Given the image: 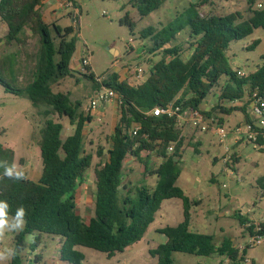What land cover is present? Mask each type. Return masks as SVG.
<instances>
[{
  "label": "trees",
  "instance_id": "16d2710c",
  "mask_svg": "<svg viewBox=\"0 0 264 264\" xmlns=\"http://www.w3.org/2000/svg\"><path fill=\"white\" fill-rule=\"evenodd\" d=\"M209 1L200 0V5ZM258 1L246 0L251 14L247 19L240 12L204 16L194 2L162 29L147 27L141 31L142 39H151L149 53L161 57L139 85L120 81L115 73L102 82L118 94L120 118L110 136L108 159L95 169L94 214L86 222L77 213L76 196L92 165V156L84 150L85 127L92 122V117L81 111V102H73L68 94L55 93L52 88L73 73L71 62L78 38L75 28H62L56 22L47 24L41 12L44 0H0V20L8 29L7 35L0 38V44L19 48L27 45V29L39 42L36 52L29 57L31 64L24 68L26 85L20 84L19 48L0 58V85L8 93L26 97L39 114L47 118L41 129L43 168L39 180L28 177L22 181L0 180V200L10 205V215L20 206L27 210V225L15 237V255L10 264H32L30 260L27 263L22 254L26 249V236L34 233L60 237V259L68 264H84L85 255L77 247L108 255L123 253L143 239L162 203L170 199L182 201L183 221L158 231L166 241L150 250L152 257H157V264H173L172 256L178 252L226 257L229 264L243 263L247 249L240 251L229 238L218 245L214 235L190 229L191 207L197 202L177 186L182 172L179 162L183 147L177 113L187 109L201 111L203 101L225 77L218 104L201 113L211 117L241 111L245 121H251L247 110L249 98L256 90L264 97V57L254 72L239 75L242 70L232 69L227 50L232 42L249 37L257 29L264 30V7L258 8ZM162 3V0H131L141 17L158 10ZM121 23L134 29L128 12ZM181 33L188 36L186 55L177 42ZM258 43L254 42L250 49H255ZM84 77L93 82L96 90L101 87L93 75ZM239 102L244 106L238 107ZM168 105L180 111L173 116L151 113L155 108L166 109ZM55 115L67 118L74 126L73 133L65 139L62 138L64 125L50 118ZM133 125L141 127L134 137L129 134ZM171 144L174 151L169 155L167 150ZM143 152L163 159L152 172L157 177L153 189L145 183L137 186L125 183L123 166L128 156L138 158L149 172L150 155L143 158ZM97 155L101 157L103 150L99 149ZM0 160L13 164L12 153L7 154L1 145ZM2 171L0 169V173ZM258 182L264 189V179ZM234 216L250 236H264V221L254 224L238 212Z\"/></svg>",
  "mask_w": 264,
  "mask_h": 264
},
{
  "label": "rangeland",
  "instance_id": "374dc122",
  "mask_svg": "<svg viewBox=\"0 0 264 264\" xmlns=\"http://www.w3.org/2000/svg\"><path fill=\"white\" fill-rule=\"evenodd\" d=\"M74 1H72V9L78 8L74 18L69 15L73 10L62 4L59 6V2L54 8L55 15L50 13L52 6L49 4L46 8H43L42 4L41 12L47 24L56 21L62 28L67 26L75 28L78 38L72 66L78 68L83 55L90 57L89 67L74 69L69 77L52 86L55 93L68 94L73 102H81L82 112L88 107L96 92L93 82L86 79L85 75H93L96 79L105 81L115 73L120 81L139 85L141 82L132 71L142 68L143 79H147L152 64L160 60L161 56L149 53L148 48L152 46V42L150 38L146 40L141 38L140 33L143 29L147 27L162 29L194 2L204 16L227 15L234 12H240L244 19L251 16L246 0H210L205 5H200V0H162V6L158 10L144 17H141L133 7L131 0ZM257 7L263 8L264 0H259ZM127 12L134 23V29L127 23H121ZM7 33L6 24L0 20V38H4ZM26 37L27 45L20 48L15 45L7 46L5 43L0 44V58L19 48L21 69L19 75L22 86L27 83L24 68L31 64L29 57L36 52L39 45L38 37L28 29ZM178 37L177 42L183 48V55H186L189 51L186 43L188 36L181 33ZM256 41H259L258 45L251 50V46ZM111 49L117 50L118 53ZM227 57L233 70L240 69L246 75L254 72L263 62L264 30L257 29L249 37L232 42L227 50ZM224 78L203 101L200 106L201 112H207L218 104L221 86L225 83ZM225 105L227 106V103ZM98 111L100 115L91 116L92 122H88L85 127L84 150L92 156V165L86 171L76 196L77 213L86 222L94 214L95 169L108 159L110 136L120 118L119 108L114 103L105 105V109L100 105ZM231 114L229 116L218 113L211 117L206 116L207 122L213 127L207 132H201L189 120L183 121L178 126L183 137V147L179 162L182 172L177 186L191 200L198 199L197 204L191 207L194 229L202 234L214 235L218 245L223 239L229 238L234 247L242 251L250 235L234 214L238 212L252 220L254 224L264 220V189L258 182L264 179V148H255L247 140H237L234 129L241 125L239 121L245 115L241 111ZM50 118L64 125L63 139L73 133L74 126L67 118L58 115ZM46 120L47 118L40 115L39 110L33 107L26 97L8 93L0 85V145L7 154L12 153L13 164L18 167L28 165L26 175L33 181H38L42 174L40 140L41 129ZM217 126L224 127L229 133L225 140H221L214 132ZM201 134L204 139L200 144L198 138ZM99 149L103 150L101 157L97 155ZM235 154L240 158L238 159ZM147 155H150L149 172L138 158L132 155L127 157L123 166L125 183H130L132 186L145 183L151 189L155 187L157 177L152 172L161 160L155 154L142 153L143 158ZM234 158L238 161L234 162ZM226 167L227 173L224 172ZM223 184L227 187L222 188ZM181 221H183L182 201L166 200L143 239L128 247L123 253L108 255L85 247H77V249L85 255L84 264H157L158 259L152 257L150 250L166 241L165 236L158 231L166 226H177ZM18 233H5L4 238L0 240V249L14 250V240ZM25 245L26 249L22 255L27 263L30 260L32 264H68L60 259L61 238L58 236L34 233L26 236ZM172 258L173 264H229L230 262L226 257H202L179 252L174 253ZM246 258L255 264H264V244L248 248ZM10 261L11 259L2 264H10Z\"/></svg>",
  "mask_w": 264,
  "mask_h": 264
},
{
  "label": "built area",
  "instance_id": "2783aa9c",
  "mask_svg": "<svg viewBox=\"0 0 264 264\" xmlns=\"http://www.w3.org/2000/svg\"><path fill=\"white\" fill-rule=\"evenodd\" d=\"M64 5L68 8H73V3L70 0H64ZM76 9V8H75ZM75 16V15H74ZM90 65V57L88 55H83L81 59V66L88 67ZM138 81L144 82L143 79V69L138 68L132 71ZM239 75H244L243 71L238 72ZM97 81L100 83L101 87L96 90L94 97L90 100L88 107L85 108L84 114L86 116H98L100 105H107L114 103L117 106L120 105V100L118 94L111 88L105 87L102 85L100 78H97ZM250 103L248 105L249 114L251 121H244L240 126H237L234 129V134L237 137V140H247L254 145L255 148H264V97L260 96L258 90L254 91L252 96L249 98ZM180 111L179 108L173 110L171 105H168L166 109L155 108L151 113L154 116H160L161 114H167L168 116H173L176 112ZM207 117L201 113L199 110L187 109L182 113H177V127L185 120H189L193 125L197 126L201 132H207L212 130L213 127L207 122ZM139 125H133L129 131V134L134 137L137 132L140 130ZM214 132L220 137L221 140H225L229 133L224 127L217 126ZM227 148V147H226ZM174 151V144L169 145L168 154H172ZM162 159V158H161ZM227 162V158L225 159ZM224 172L227 173V167ZM227 185L223 184L222 188H226ZM264 244V236L254 235L250 236L246 244L242 247V251L248 248H254ZM242 264H252V262L245 258Z\"/></svg>",
  "mask_w": 264,
  "mask_h": 264
},
{
  "label": "clouds",
  "instance_id": "9594fccd",
  "mask_svg": "<svg viewBox=\"0 0 264 264\" xmlns=\"http://www.w3.org/2000/svg\"><path fill=\"white\" fill-rule=\"evenodd\" d=\"M27 167L28 165L18 167L16 164H9L0 160V169L3 170L0 173V180L4 178L14 181L26 180ZM26 216L27 210L23 206L18 207L14 215H10V205L6 200H0V240L4 238L5 233L23 231L27 225ZM14 255L15 251L11 248L0 249V264L10 260Z\"/></svg>",
  "mask_w": 264,
  "mask_h": 264
},
{
  "label": "crops",
  "instance_id": "0c3cea01",
  "mask_svg": "<svg viewBox=\"0 0 264 264\" xmlns=\"http://www.w3.org/2000/svg\"><path fill=\"white\" fill-rule=\"evenodd\" d=\"M71 1H74V0H71ZM57 2H59L60 3V5L57 3ZM75 2V4L76 5H78V3L76 2V1H74ZM51 5L52 7H51V12L50 13H52L53 15H55V13L56 12H54L55 10H54V8H55V5L56 6H61V4L64 6V1H60V0H49V1H47V0H45L44 2H43V5H44V7L43 8H46L47 7V5ZM66 6V5H65ZM79 6V5H78ZM72 9V8H71ZM73 11H71V13L69 14L72 18H74V15L75 14H77V11H78V8H76V9H72ZM54 22H56V21H53L52 23H54ZM51 23V24H52ZM116 51L117 53H118V51L117 50H115V49H111V51ZM149 60V58L147 59V61ZM90 66V65H89ZM88 66V67H89ZM80 67H82L81 66V64L79 63V66H78V68L80 69ZM71 68H72V70H74V69H77V70H79L76 66H72L71 65ZM243 103H245V101L243 102ZM243 103H236V105L239 107V106H244L243 105ZM104 109H105V106H104ZM247 110L249 111V109H248V107H247ZM98 113H99V111H98ZM232 115V114H231ZM230 116V115H229ZM244 121H245V119H244V117H243V119L241 120V121H239L240 122V124H242V123H244ZM203 134H201V136L198 138V140H199V143L201 144V142L203 141ZM228 149V148H227ZM236 155V154H235ZM236 157L239 159L240 157L238 156V155H236ZM161 161H160V163L163 161V159H161V158H159ZM179 180V179H178ZM198 199H196V200H194V201H197ZM250 221H252V220H250ZM264 221V220H263ZM182 222V221H181ZM180 222V223H181ZM190 229L192 230V231H194V232H199L198 230H195L194 229V226L192 225V221H191V225H190Z\"/></svg>",
  "mask_w": 264,
  "mask_h": 264
}]
</instances>
